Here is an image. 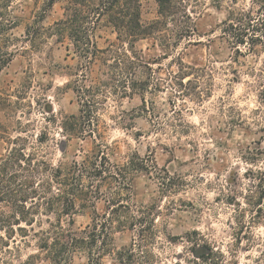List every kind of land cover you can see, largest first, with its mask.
<instances>
[{"label": "rangeland", "instance_id": "rangeland-1", "mask_svg": "<svg viewBox=\"0 0 264 264\" xmlns=\"http://www.w3.org/2000/svg\"><path fill=\"white\" fill-rule=\"evenodd\" d=\"M177 1L191 19L160 24L159 31L135 44L149 65L136 68V79L147 84V112L136 113L144 107L139 94L123 97L124 82L129 85L133 75L109 78L107 92L97 93L100 104L93 109L101 118L106 150L115 163L129 158L138 162V157L146 161L147 170L139 169L130 179V194L133 202L156 203L160 209L157 236L150 245L153 264H264L259 246L264 225L254 224L248 240L246 227L239 229L238 210L216 200L230 179L238 200L246 201L240 198L251 183L244 176L246 168L264 171V154L249 161L252 164L243 159L250 146L264 149V46L239 55L221 27L232 8H249L252 0ZM45 8V0H13L0 15V60L12 52L9 63L0 67V92L12 94L17 102L0 106V157L10 147L9 135L26 130L31 140L42 136L47 159L58 164L81 160L95 147L92 136H66L61 126L64 116L79 113L74 90L78 81L93 84L102 77V69L99 63L90 71L80 66L71 40L59 42L44 29L63 17L64 2ZM140 10L145 26L162 19L157 0H142ZM12 20L16 27L7 25ZM187 27L183 35L177 31ZM95 40L100 48L118 43L108 16L101 19ZM94 202L103 213L104 199ZM80 203L72 216L75 231L87 228L94 215L92 206ZM47 218L40 216L44 226ZM191 232L199 238L196 253L183 238ZM134 236L130 230L117 232L115 244L127 247ZM17 240L16 249L12 241L9 248L0 240V264H21L36 252L35 238L29 237L30 243L20 236ZM205 244L215 252L209 259H196ZM86 262L85 254L74 259V264ZM102 264L124 263L107 255Z\"/></svg>", "mask_w": 264, "mask_h": 264}, {"label": "trees", "instance_id": "trees-1", "mask_svg": "<svg viewBox=\"0 0 264 264\" xmlns=\"http://www.w3.org/2000/svg\"><path fill=\"white\" fill-rule=\"evenodd\" d=\"M12 1L0 0V15L10 7ZM57 1L45 0L44 10ZM62 1L63 17L44 29L56 36L59 42L65 38L71 40L74 52L80 58V66L90 71L92 64L99 63L102 77L89 85L78 81L74 90L79 98V113L64 116L61 127L66 136L88 134L96 140V144L81 160H62L54 164L47 159L48 148L42 136L37 135L31 140L26 130H20L14 137L9 135L10 147L0 157V240L7 242L9 248L12 241V248L16 249L18 236L25 243H30L29 237L35 238L36 252L29 254L21 264H43V261H49L50 264H74L75 257L82 254L87 257L85 264H102L107 255L124 264H153L150 245L157 236L156 216L160 209L156 203L133 202L130 194V179L134 172L146 169V161L140 157L138 162L132 158L122 163L111 161L106 150L109 145L100 130L101 118L93 106L100 104L97 93L107 92L109 78L120 76L125 79L133 75L129 85L124 82L123 97L139 94L144 107L136 113L147 112V99L144 97L148 90L147 84L136 79L139 76L136 68H148L149 65L136 50L135 44L154 31H159L160 24L169 20L182 23L185 18L191 19V16L177 0H157L162 19L145 26L141 22L142 0ZM104 16L109 17L117 33L118 43L100 48L95 40V31ZM16 23V20H12L7 25L13 28L18 25ZM31 26H27L28 34ZM221 27L222 36L236 53H256L259 46H264V0H252L249 8H232ZM187 29L177 31L183 35ZM11 55L12 52H9L1 57L0 67L9 63ZM88 77L86 74L83 78L86 80ZM16 96L18 100L21 99L20 94ZM11 97L10 93L4 95L0 92V106L2 102L10 106L17 104ZM246 153L243 159L247 164H252L249 161L259 159L264 149L250 146ZM244 176L251 182L246 194L240 195L246 201L238 200L239 196L230 179L226 180V185H222L216 200H225V203L238 210L239 229L246 227L244 237L249 240L247 235L251 233L252 226L259 223L264 225V171L246 168ZM101 198L105 202L103 213L95 209L94 202ZM78 202L83 206H92L94 215L87 228L75 231L72 216ZM40 216L48 217L47 226H44ZM125 230L135 232V236L129 246L118 248L115 234ZM167 238L170 239L168 235ZM183 238L192 247L199 241L196 232L187 233ZM259 246L260 256L264 258V237ZM195 247L193 249L196 253L198 249ZM202 248L205 250L198 253L196 259H209V255L215 252L208 244ZM196 259L195 263L198 261Z\"/></svg>", "mask_w": 264, "mask_h": 264}]
</instances>
